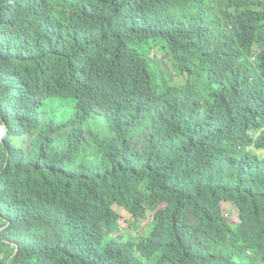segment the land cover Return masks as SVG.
<instances>
[{
  "label": "trees",
  "instance_id": "16d2710c",
  "mask_svg": "<svg viewBox=\"0 0 264 264\" xmlns=\"http://www.w3.org/2000/svg\"><path fill=\"white\" fill-rule=\"evenodd\" d=\"M0 264H264V0H0Z\"/></svg>",
  "mask_w": 264,
  "mask_h": 264
},
{
  "label": "rangeland",
  "instance_id": "374dc122",
  "mask_svg": "<svg viewBox=\"0 0 264 264\" xmlns=\"http://www.w3.org/2000/svg\"><path fill=\"white\" fill-rule=\"evenodd\" d=\"M185 80H187V79H182V80H181V83H182V82L184 83ZM120 212L124 215L125 222H126V223L130 222V220H131L130 214H129L128 212L122 210V209H120ZM226 213H229V214H230L228 220L233 221V222H236V223L239 221V220H238V215H237V213L235 212L233 206L229 205V206H228V209H227L226 212H225V214H226ZM225 217H226V216H225ZM125 234H127L126 231H125Z\"/></svg>",
  "mask_w": 264,
  "mask_h": 264
}]
</instances>
